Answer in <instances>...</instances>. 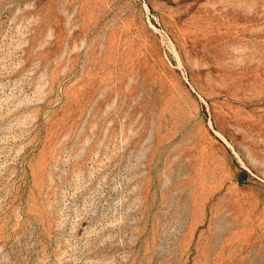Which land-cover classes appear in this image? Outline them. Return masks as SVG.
Segmentation results:
<instances>
[{"label":"rangeland","instance_id":"1","mask_svg":"<svg viewBox=\"0 0 264 264\" xmlns=\"http://www.w3.org/2000/svg\"><path fill=\"white\" fill-rule=\"evenodd\" d=\"M0 264H264V0H0Z\"/></svg>","mask_w":264,"mask_h":264}]
</instances>
